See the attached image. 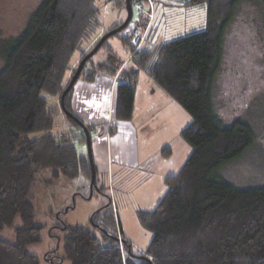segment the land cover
<instances>
[{
	"label": "trees",
	"instance_id": "16d2710c",
	"mask_svg": "<svg viewBox=\"0 0 264 264\" xmlns=\"http://www.w3.org/2000/svg\"><path fill=\"white\" fill-rule=\"evenodd\" d=\"M240 1L186 0L183 5H206L203 28L139 51H134L131 34L121 35L133 52L131 64L125 67L113 49L111 36L100 47L105 48V57L95 61L92 56L86 62L77 81L118 74L115 117L122 120L132 118L138 78L147 74L192 115V121L181 130L192 150L182 168L165 177L167 191L157 207L139 211L141 223L153 232L146 251L132 249L110 200L93 213L91 228L64 224L62 254L56 249L61 261L264 264V185L240 187L224 175L227 165L253 145L256 134L242 118L226 122L215 105L224 32ZM113 2L120 4L121 0ZM101 12L97 0H41L20 34L0 45L4 61L0 68V231L13 226L17 217L22 222L14 230L15 242L0 236V264H43L41 257L27 248L42 241L47 227L36 221L31 200L42 170L52 169L55 179L83 176L91 181L88 152L79 149V143L87 142L82 119L71 105L77 81L65 97L74 116L65 114L73 136L49 131L57 121L44 92L61 97L78 64L100 40ZM137 24H147L141 13ZM84 42L88 47H83ZM88 127L92 131L95 126ZM38 130L49 132L29 139L28 133ZM169 153L167 147L163 149L164 155ZM97 176L96 171L93 187Z\"/></svg>",
	"mask_w": 264,
	"mask_h": 264
},
{
	"label": "rangeland",
	"instance_id": "374dc122",
	"mask_svg": "<svg viewBox=\"0 0 264 264\" xmlns=\"http://www.w3.org/2000/svg\"><path fill=\"white\" fill-rule=\"evenodd\" d=\"M113 1L115 0H97L102 11L100 14L102 25L99 31L102 35L96 36L97 39L110 31L117 24L116 22L123 23L128 16L126 0H121L120 4H115ZM141 1L144 3V8L140 10L134 8L129 25L120 31V35L110 38L114 51L124 60L122 67L131 64L133 52H130L131 48H127L124 44L121 35L131 34L133 45L131 31L139 22L140 13L147 21L145 26H150V30L147 31L146 27L141 25L144 39L142 37L139 48L133 45L134 51L142 48L153 49L165 40L189 32L193 28H203L207 21L206 5L194 6L187 3L183 5L186 0ZM40 2L41 0H0V45L5 39L20 34L30 14ZM88 45L84 42L83 47L86 48ZM106 53L105 48H102L93 55V59L101 60ZM3 64L0 55V68ZM142 75L149 78L145 73ZM106 76L113 79L110 75ZM117 77L118 74L115 80ZM114 87L115 90L110 98L112 105L107 108V112L115 107L116 85ZM44 96L48 100V108L57 121L56 126L49 131L56 136L65 134L73 136L70 132L71 123L66 119L61 107V97L58 98L57 95L48 92H44ZM170 99L174 105L163 109V113L168 115L171 113V117L163 122H157L155 119L145 131L142 132L140 129L137 135V147L126 146V153L122 158L125 161H132V156L138 154L143 161L144 153L153 154L158 146H162V152L167 147L170 153L158 162L155 159L150 160L149 165L142 167L145 168L144 170L136 167H124L123 170L114 165V188L112 181L101 174L97 176L96 187H92L91 181L83 176L78 178L62 176L55 179L50 168L38 174L37 187L31 200L36 207V221L46 224L47 227L43 231L42 241L30 244L27 248L31 253L41 257L43 264H71L68 260L61 261L60 257L66 233L64 224L91 228L93 213L110 200L122 224L124 235L132 243V249L135 252H144L148 249L153 239V232L141 223L139 211L155 209L167 191L165 177L160 178L159 169L167 168V172L177 173L192 150L190 144L181 135V130L192 121V115L177 100L171 97ZM215 105L217 112L226 122L230 123L236 118H242L252 125L256 134L253 145L243 156L232 161L224 169L225 177L240 187L264 185V0H242L235 7L233 19L224 32L223 58L215 81ZM112 121L118 126V134L116 133L113 141L123 136L130 137V131L126 130L129 129L128 127L122 126L113 117ZM105 122L103 124L107 125L104 132H107L111 123L109 125ZM93 130L94 157L93 142L99 134ZM49 131L30 132L28 137L37 139ZM79 149L88 152L87 142L79 143ZM120 153L119 157L122 156V152ZM150 171L152 173H148ZM100 187L103 188L102 191L99 190ZM20 226L22 222L20 217H17L13 226H7L0 231V236L15 242L14 230ZM56 249L59 256L56 255Z\"/></svg>",
	"mask_w": 264,
	"mask_h": 264
},
{
	"label": "crops",
	"instance_id": "0c3cea01",
	"mask_svg": "<svg viewBox=\"0 0 264 264\" xmlns=\"http://www.w3.org/2000/svg\"><path fill=\"white\" fill-rule=\"evenodd\" d=\"M99 35H102V33ZM103 58H101V60ZM143 76L144 75L141 73L138 78L134 113L129 120L117 119L115 117V107L113 110L107 112V108L112 105V100L110 98L113 90H115V77L110 79L103 74L92 81L79 79L74 86L71 96L72 109L87 125L96 127L98 125H107L103 124L104 121L108 124L111 123L110 130L107 132L101 133V131L93 130L99 134L93 142V146L97 174H101L103 177L107 176L108 180L110 182L112 181L113 188L115 177L114 165L123 168V170H125L124 167H136L144 170L145 168L142 167H146V164L149 165L150 160L155 159V161L158 162L159 159L161 160V158L165 156L162 152V146H158L153 154L149 153L147 155L144 153L143 161H141V157H139L138 154L132 156V161H125L124 158H122L126 153V146L134 145L137 147V135L140 129L142 132L145 131L149 127V124L155 119L157 122H163V120L167 121L171 117V113L169 115L165 112L163 113V109L174 105L170 96L150 77L149 79ZM142 80H144V82H142ZM112 117L116 122H120L122 126L129 128L126 129L130 131L129 138L123 136L124 138L122 137L113 141L118 126L114 125L115 122L112 121ZM120 152H122L121 157H119V155H121ZM128 158L131 159V157ZM159 171L160 178H164L167 173H170L169 171L167 172V168H160ZM148 173H152V171ZM174 173L176 172L170 174Z\"/></svg>",
	"mask_w": 264,
	"mask_h": 264
},
{
	"label": "water",
	"instance_id": "95a60500",
	"mask_svg": "<svg viewBox=\"0 0 264 264\" xmlns=\"http://www.w3.org/2000/svg\"><path fill=\"white\" fill-rule=\"evenodd\" d=\"M126 2H127L126 4H127V9H128V16H127L126 20L121 25H119L118 27H116V28L108 31L107 33H105L101 37V39L98 41V43L95 45V47L87 55H85V57L79 63L77 70H76L74 76L72 77V79L70 80L67 88L62 93L61 98H60V103H61L62 110L64 111V113L66 115H70V116L74 117L73 114L70 113V111L67 109V107L65 105V97H66L67 93L71 90V88L73 87V85L75 84L77 79L80 77L86 62L89 60V58H91L100 49V47L103 45L105 40H107L111 36H114L118 32L124 30L129 25V23L131 22L132 17H133V9L131 6V0H126ZM80 125L82 126V128L85 132V135H86L88 155H89L91 170H92L91 185L93 187L96 183V167H95V163H94L93 149H92V131L89 129L88 125L85 124L83 121H80ZM109 203H111V201Z\"/></svg>",
	"mask_w": 264,
	"mask_h": 264
},
{
	"label": "built area",
	"instance_id": "2783aa9c",
	"mask_svg": "<svg viewBox=\"0 0 264 264\" xmlns=\"http://www.w3.org/2000/svg\"><path fill=\"white\" fill-rule=\"evenodd\" d=\"M133 8H137V9H143L144 8V3L141 0H135L133 3ZM149 25V24H148ZM150 26H146L147 31L149 30ZM132 36H133V45H135L137 48L140 47V45L142 44V37L144 39V36L141 30V26H138V24H136L133 28V30L131 31ZM141 40V41H140ZM106 125H98L95 127V130L97 131H101L104 132V128Z\"/></svg>",
	"mask_w": 264,
	"mask_h": 264
}]
</instances>
